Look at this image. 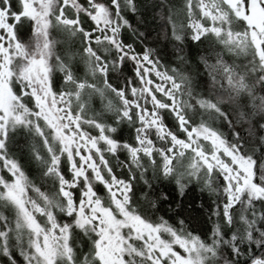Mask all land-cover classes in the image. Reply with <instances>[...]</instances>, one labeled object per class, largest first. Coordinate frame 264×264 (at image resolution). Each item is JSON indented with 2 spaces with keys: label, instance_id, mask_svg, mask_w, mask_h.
Returning a JSON list of instances; mask_svg holds the SVG:
<instances>
[{
  "label": "snow or ice",
  "instance_id": "obj_1",
  "mask_svg": "<svg viewBox=\"0 0 264 264\" xmlns=\"http://www.w3.org/2000/svg\"><path fill=\"white\" fill-rule=\"evenodd\" d=\"M0 264H264V0H0Z\"/></svg>",
  "mask_w": 264,
  "mask_h": 264
},
{
  "label": "trees",
  "instance_id": "obj_2",
  "mask_svg": "<svg viewBox=\"0 0 264 264\" xmlns=\"http://www.w3.org/2000/svg\"><path fill=\"white\" fill-rule=\"evenodd\" d=\"M148 3H151L152 0H147ZM172 3H180V1L177 0H170ZM147 19L149 21L150 29H153L150 31V36L153 38H156L157 32H161L162 30L160 29L159 25L161 21L157 19V15H155V19H152L154 13L152 11H149L147 14ZM143 30V28L141 29ZM129 42H131L135 37L132 35V33H128L126 37ZM162 40L160 39V46L161 47H166L165 42H161ZM167 49V47H166ZM168 51V49H167ZM170 53V51H168ZM192 55H195V52L193 51ZM165 190L168 192L169 196L172 198L173 201L175 202H181L182 204L185 203L188 197L191 196V198L187 201V208L191 206L190 209L194 210L200 217L201 223L203 227H210V224H207V215L203 213V210L198 207L200 204H205L207 205V200H210L209 193L207 191H201L197 186L191 185L189 188L186 190L185 195L183 197L179 196L178 193L175 191L174 185H166ZM195 190V192H194ZM192 193L191 195L189 193ZM190 195V196H189ZM210 202V201H209ZM175 207V203L173 204Z\"/></svg>",
  "mask_w": 264,
  "mask_h": 264
},
{
  "label": "rangeland",
  "instance_id": "obj_3",
  "mask_svg": "<svg viewBox=\"0 0 264 264\" xmlns=\"http://www.w3.org/2000/svg\"><path fill=\"white\" fill-rule=\"evenodd\" d=\"M172 1V0H171ZM175 1V0H174ZM177 1H180V0H177ZM157 12H159V9H157L156 10ZM130 16H131V14H129ZM157 19L160 21V16L159 15H157ZM132 23L135 25V23H136V21H135V18L133 17L132 18ZM162 41L161 42H164L163 41V39H161ZM166 47H167V49H168V51H170V46H167L166 45ZM194 192H195V190H194ZM190 195L192 194L191 192L189 193ZM189 195V196H190ZM191 198V196L190 197H188L187 198V200L185 201V203L183 204V208H185V209H189V208H187L186 206H187V201L189 200ZM210 201V200H209ZM208 200H207V204H209L210 202H209ZM190 211H191V214H192V216L193 217H197L198 219H199V224H198V230H203L204 229V227H203V225H202V223H201V220H200V216L194 211V210H192V209H189Z\"/></svg>",
  "mask_w": 264,
  "mask_h": 264
}]
</instances>
